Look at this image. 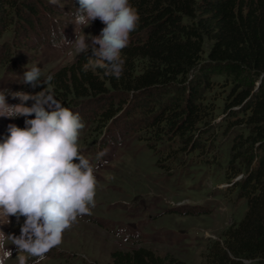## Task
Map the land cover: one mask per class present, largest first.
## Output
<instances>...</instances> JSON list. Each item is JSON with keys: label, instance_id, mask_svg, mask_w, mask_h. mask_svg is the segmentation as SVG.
Masks as SVG:
<instances>
[{"label": "rangeland", "instance_id": "rangeland-1", "mask_svg": "<svg viewBox=\"0 0 264 264\" xmlns=\"http://www.w3.org/2000/svg\"><path fill=\"white\" fill-rule=\"evenodd\" d=\"M28 1L38 4L34 19L40 22L34 28L15 23V11L0 0V92H4L9 105L21 103L12 93L35 94L43 88V84L33 89L23 83L26 64L30 68L35 63L45 79L80 55L71 43L81 29L75 25L72 1L60 0L64 7L49 0ZM98 21L83 27V32L99 35ZM62 32V39H58ZM53 35L55 38L50 40ZM211 42L204 37L202 61L213 86L199 87L201 98L213 107L207 118L209 124L203 129L200 147L192 151L181 150L183 142L179 138L169 141L163 137L160 148L164 154L177 152L166 159L170 166L167 169L158 164V152L147 145L145 136L151 137L152 133L144 129V124L151 120L153 110L161 106L166 109L173 102L175 87H157L149 92L114 91V113L106 124L97 118L107 100L83 97L71 102L59 98L53 89L55 98L79 113L85 123L79 138L80 151L92 163L97 185L91 214L78 217L40 264H112L111 250L137 245L158 254L172 253L188 263L204 261L209 242L220 238L226 227L244 215L247 200L233 183L242 172L234 176L232 171L241 168L242 160L249 155L245 145H238L249 132L239 120L247 114V107L231 105L229 92L233 86H240L252 87V92L259 94L264 89V75L249 71L235 75L220 64H207L205 56ZM197 69L190 70L189 77ZM32 103L29 100L26 105ZM24 120V116H0V141L9 134V125L23 128ZM238 150L243 154L235 158ZM101 152L103 156H99ZM23 222L22 216L17 221L15 216L7 217L0 211V233L5 235V248L12 253L5 264H18L20 254L28 256L17 250L12 239L19 236ZM36 259L28 256L27 264H34ZM245 262L256 264L254 259Z\"/></svg>", "mask_w": 264, "mask_h": 264}, {"label": "trees", "instance_id": "trees-1", "mask_svg": "<svg viewBox=\"0 0 264 264\" xmlns=\"http://www.w3.org/2000/svg\"><path fill=\"white\" fill-rule=\"evenodd\" d=\"M5 1L15 11V23L20 21L26 28H34L40 22L34 19L37 3ZM129 2L136 8L139 22L122 50V75L108 76L103 69L84 71L87 56L81 53L75 62L51 74V85L59 98H69L71 102L83 97L107 100L97 118L103 124L112 119L114 91L149 92L157 87H175L173 102L166 109L161 106L153 110L151 120L144 124V129L152 133L151 137L145 136L147 145L158 152V164L167 169L170 166L166 159L177 152L164 154L160 148L163 137L169 141L179 138L183 142L179 148L192 151L200 147L203 129L209 124L207 118L213 107L201 98L199 89L213 86L202 61L204 37L212 40L206 51L207 64H220L235 75L242 71L264 75V0ZM98 23L101 31L105 25ZM197 67L196 74L189 77L190 70ZM229 99L231 105L247 107V114L239 120L249 127V132L238 145H245L249 155L242 160L241 168L232 171L234 176L242 172L233 183L247 200L244 215L226 227L220 238L209 242L204 261L188 263L172 253L158 254L137 245L111 250L112 264H246V259L264 264V89L256 94L252 87L233 86ZM235 153V158L243 154L240 150Z\"/></svg>", "mask_w": 264, "mask_h": 264}, {"label": "clouds", "instance_id": "clouds-1", "mask_svg": "<svg viewBox=\"0 0 264 264\" xmlns=\"http://www.w3.org/2000/svg\"><path fill=\"white\" fill-rule=\"evenodd\" d=\"M49 3L64 7L60 0ZM78 5L73 17L75 25L81 26L80 35L75 33L71 43L78 54L87 56L83 70L103 69L105 75L119 78L124 66L122 50L139 22L136 8L129 0H78ZM96 19L105 25L99 35L85 34L82 28ZM24 67L23 83L33 89L43 84V88L35 94L12 93L21 101L16 105H9L0 92V116L25 117L23 128L9 125V134L0 141V211L17 221L24 217L19 236H12L13 245L40 264L78 217L91 214L97 180L92 163L80 151L79 138L85 127L81 116L55 98L53 75L42 79L35 63ZM29 100L31 106L26 105ZM4 239L0 233V264L12 256ZM28 256L18 255V264H27Z\"/></svg>", "mask_w": 264, "mask_h": 264}]
</instances>
